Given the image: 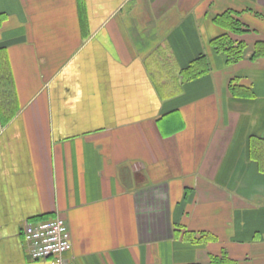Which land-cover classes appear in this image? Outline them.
Listing matches in <instances>:
<instances>
[{"label":"crops","instance_id":"0c3cea01","mask_svg":"<svg viewBox=\"0 0 264 264\" xmlns=\"http://www.w3.org/2000/svg\"><path fill=\"white\" fill-rule=\"evenodd\" d=\"M226 11L234 65L210 47ZM258 41L264 0H0V264H45L23 227L54 218L65 264H264Z\"/></svg>","mask_w":264,"mask_h":264},{"label":"trees","instance_id":"16d2710c","mask_svg":"<svg viewBox=\"0 0 264 264\" xmlns=\"http://www.w3.org/2000/svg\"><path fill=\"white\" fill-rule=\"evenodd\" d=\"M213 23L221 28L224 33L211 40L210 47L216 54H221L225 58L227 65H234L240 62L246 55L247 46L241 40H232L231 36H242L249 30L239 21L236 14L226 11L213 18ZM250 61H264V42H255L250 53ZM209 71L205 56H200L194 60L185 70L181 71V77L186 81H191L206 74ZM231 94L235 97L250 98V92L243 88L229 86ZM249 156L264 173V139L251 137L249 140ZM212 264L217 263L212 259ZM218 264V263H217Z\"/></svg>","mask_w":264,"mask_h":264},{"label":"built area","instance_id":"2783aa9c","mask_svg":"<svg viewBox=\"0 0 264 264\" xmlns=\"http://www.w3.org/2000/svg\"><path fill=\"white\" fill-rule=\"evenodd\" d=\"M23 239L29 258L45 264H65L64 256L71 250L69 228L61 218L26 224Z\"/></svg>","mask_w":264,"mask_h":264},{"label":"rangeland","instance_id":"374dc122","mask_svg":"<svg viewBox=\"0 0 264 264\" xmlns=\"http://www.w3.org/2000/svg\"><path fill=\"white\" fill-rule=\"evenodd\" d=\"M237 36H231V38H232V40H236L235 38H236ZM238 38V37H237ZM245 58V57H244ZM248 58H249V56H248Z\"/></svg>","mask_w":264,"mask_h":264}]
</instances>
